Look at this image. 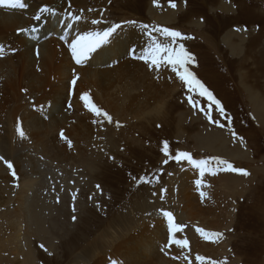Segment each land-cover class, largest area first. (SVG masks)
Segmentation results:
<instances>
[{
  "label": "rangeland",
  "instance_id": "obj_1",
  "mask_svg": "<svg viewBox=\"0 0 264 264\" xmlns=\"http://www.w3.org/2000/svg\"><path fill=\"white\" fill-rule=\"evenodd\" d=\"M219 1L172 0L175 8L170 6V0H89L84 4L76 1L77 8L101 15L99 17L105 25L118 23L121 27L131 26V30L146 24L148 31L166 27L181 32L187 38L178 40L177 45L182 43L195 57V63L188 66L189 70L214 92L225 111L221 113L214 104L210 105L208 98L201 97L198 90L189 93L187 85L176 74L170 87L161 86L168 76V66H161L158 72L152 70L155 77L149 81L147 64L143 70L135 72L134 79L126 74L132 82L136 78L135 84L125 79L127 84H117L123 89L127 86L128 91L115 84L117 92L122 90V94L131 90L129 96L136 97L134 92L142 89L137 94L141 100L150 83L159 85L155 92L158 95L156 107L140 108V115L131 117L121 101L118 108L121 106L124 111L116 112L117 108L112 104L109 108L111 113L114 112L112 121L105 122L104 129L100 128L103 119L96 117L98 121L94 122L98 133H106L96 149L82 140H70L71 148L65 143L70 167L63 169L60 166L54 172L53 168L44 166L46 182L49 183L45 190L52 194V198L64 199H55L57 209L53 213L57 221L54 229L47 223L53 247L48 251L44 246L42 255L45 258L41 259L45 262L40 259V264H83L84 261L71 254L72 249L66 248L72 237L81 235L94 243L93 257L86 258V262L106 256L121 243V251L131 249V246L127 247L131 243L129 238L136 235L141 236L142 249L139 251L153 253L150 257L148 251L137 252L145 264H264V123L259 120L251 100L242 96L236 76V73H246L245 82L254 85V95L258 99H264V0H230V3H235L229 12L232 16L217 11L214 5ZM129 21L136 23L130 25ZM240 27L247 33L241 36L233 32L236 35L231 39L238 43V39L243 38L245 47L243 52L232 54L222 38L228 36L231 29L236 32ZM152 37L161 43L171 42L158 32H152ZM125 39L130 41V34ZM253 46L256 49L249 53ZM129 53L124 51V56L128 57ZM238 67L241 72L237 71ZM76 72L77 82L83 83L84 78ZM256 72L259 78L262 77L263 84L260 79L252 83L250 75ZM130 85L138 88L133 91ZM189 96L195 101V106L189 103ZM206 113L211 115V120ZM114 115L127 121L121 122ZM202 137H222L227 152L235 151V154L217 152L218 144H214L215 150L201 145ZM165 142L169 146L168 157L163 152ZM177 152H187L196 160L223 159L236 169L246 170L249 175L220 171L215 176L206 173L201 178L199 170L187 161H175L173 157ZM245 158L248 162L243 163ZM197 179H202L201 188L196 186ZM13 188L16 192V184ZM201 191L205 192L203 198ZM195 204L204 209L201 214L193 209ZM163 211H170L173 222L182 226V230L175 233V238L187 240V248L169 244L170 234ZM3 213L0 210V260L1 264L7 260L15 264L20 259L13 255L12 243L6 237L11 219L5 221ZM197 229L220 236L214 242L206 240ZM86 230L88 235H84ZM150 230H154L157 236L151 232L152 238L149 239ZM31 239L33 244L42 245L40 239ZM167 242L168 246L165 245ZM197 256L204 258L203 261H198Z\"/></svg>",
  "mask_w": 264,
  "mask_h": 264
},
{
  "label": "bare ground",
  "instance_id": "obj_2",
  "mask_svg": "<svg viewBox=\"0 0 264 264\" xmlns=\"http://www.w3.org/2000/svg\"><path fill=\"white\" fill-rule=\"evenodd\" d=\"M76 1L25 0L27 7L24 9L0 8V47L4 49V57L0 59V123L4 121L0 125V157L12 162L16 172L14 178L11 170L7 168L5 160H0V210L4 211L3 219L5 221L11 219L8 223L9 235L6 237L12 243L10 247L13 255L16 259L17 257L20 259L15 264H40V259L45 258L42 255V252L45 251L44 246L47 247L48 251H51L53 247L49 237L51 233L49 234L47 230V223L54 229V222L57 221L53 213L57 209L54 204L57 201L55 199L59 197L52 198V194L45 190V187H49V183L46 182L44 166L53 168L54 172L60 166L63 169L70 167L67 163L69 159L65 147L66 140L61 139V132L67 140H74L75 142L82 140L84 144L91 145L95 149L98 147L99 140L101 141L106 134L105 132L98 133L97 129H94V121H98V119L85 107L84 102L80 99L81 95L87 93L92 102L111 117L114 114L113 111L111 113L109 110L112 104H115L116 112L124 111L123 109L126 108L130 111V116L134 117L140 113V108H152L158 99L155 92L159 85L150 83L146 89L148 92L141 97L144 100H140L137 94L142 89L138 93L134 92L133 95L136 94V97H131L132 95L129 96V94L132 91L126 93L128 91L126 85H124L126 88L123 89L117 84L120 82L127 84L125 79L130 81L132 80L131 77L134 79L135 72L141 70L145 64L143 60L134 58L131 51L134 49L136 57H139L152 45V39L147 34L148 30H143L141 27L129 30L131 26L125 25V27L117 29L107 44L91 54L86 64H75L69 43L79 35L88 32H101L111 26L101 22V17H99L101 15L98 16L91 11L86 12L77 8L75 6ZM87 1L89 0H79V3L84 4ZM44 7L52 9L53 12L42 14L40 20L34 19L36 15H40V9ZM72 17H79V19L73 20ZM168 18L169 16H167ZM92 20H98L100 23L93 25ZM42 22H45V27L40 28L42 32L32 33V29L40 27ZM20 29L26 31L20 32L21 35H15V32ZM24 32L31 38L27 39L23 34ZM128 34H130V41L125 39ZM37 35H39L38 40H36ZM237 45L234 49L236 51L238 50ZM124 51L130 52L128 57L124 56ZM146 66L147 80H153L154 72L152 73L149 65ZM76 71L84 78V82H76L73 85L71 81L75 74L77 76ZM166 72L172 81L170 78L169 81L167 76L161 86L168 88L173 79L175 80V73L171 71V68ZM123 79L124 81H122ZM135 81L136 78L133 82L131 81L133 85ZM115 84L122 87L126 92L124 91L125 93L122 94H120L123 92L122 90L117 92ZM131 86L129 88L133 91L135 87L138 88L136 85L135 87L132 86L133 88ZM154 87L155 91L153 90ZM255 93L251 90L249 99L259 120L264 123V99H258L254 95ZM119 101L125 108L121 106L118 108ZM154 107L156 106L154 105ZM146 114L149 115L150 113L146 112ZM115 116L121 122L127 121L124 117ZM105 122L107 120L103 119L100 128L104 129ZM18 126H21L25 132L23 139L17 133ZM88 130L90 135H88ZM93 131H96L95 136ZM44 137L47 139L44 140ZM195 137L197 138V136ZM109 138L111 139V137ZM209 139L211 140V138ZM210 140H206L207 146H209ZM199 143L203 145L201 141ZM214 144L219 145L216 151L223 155L235 154V151L227 152L223 148L225 147L224 140H217ZM214 144L209 146L212 150H215ZM15 184L16 192L13 188ZM193 209H197L200 214L204 211V209H200L199 204L193 205ZM153 231H149V239L152 238L151 232ZM88 233L89 231L86 230L84 235H88ZM31 237L40 239L42 245L33 244ZM53 238L55 237L53 236ZM139 240L141 241V236L134 235L129 238L131 243L127 242V245L129 244L127 247L131 246V249L121 251L122 243H119L120 245L113 247L112 251H108L110 254L99 257L93 262H86V258L93 257L94 243L91 240L87 241L82 235L78 238L72 237L66 248L72 249L71 254L76 259L84 261L83 264H111L113 259L118 260L119 264H145L142 262L143 257L138 256L137 252L142 253L148 250L146 248V251H139L142 249ZM85 241L87 242L84 243ZM161 242L164 243V241ZM167 244L168 242L165 245L168 246L169 244ZM77 249L79 251L75 254ZM130 251H133V254ZM148 252L151 257L152 251ZM6 262L10 264L8 260Z\"/></svg>",
  "mask_w": 264,
  "mask_h": 264
},
{
  "label": "snow or ice",
  "instance_id": "obj_3",
  "mask_svg": "<svg viewBox=\"0 0 264 264\" xmlns=\"http://www.w3.org/2000/svg\"><path fill=\"white\" fill-rule=\"evenodd\" d=\"M159 6V5H156ZM170 6L172 8L176 7V4L170 0ZM26 2L25 0H0V8H7L11 10L15 9H24L26 8ZM53 12L52 9L48 7H44L40 9V15H36L34 19L40 20L41 15L44 13H51ZM73 20H78L79 17H72ZM91 23L93 25L99 24L100 21L98 20H92ZM129 24H135V21H129L127 22ZM68 27H71V25H68ZM141 29L148 30L149 26L146 24L140 25ZM121 28L120 24H113L110 27H108L106 30H103L101 32H88L84 35H79L76 38H74L70 43L69 47L71 50V56L75 62L76 65H84L87 63V61L90 59L91 54L95 53L99 48H101L103 45L107 44L109 42V39L113 36V34L117 31V29ZM26 31L25 29H20L18 32ZM33 32L37 31V29L33 28ZM152 32H158L162 34V36L165 39L170 40V43H161L159 40H156L152 37ZM150 39H152V45L149 49L145 50V52L140 55L139 57H136L135 50L132 51V55L134 58L141 59L144 61L145 64L149 65V67L154 71H159L161 66H168L171 68V71L175 73L179 80L182 81L185 85H187V89L189 93H194L198 90V94L201 97H207L210 105L214 104L215 108L219 110L221 113H224V108L219 100L215 98L213 93L209 91L205 85L196 78V76L193 74L192 71L189 70V65L195 63V57L191 53H189L184 45L178 44V40L185 39L187 37H184L183 34L177 30H171L166 27H158L151 29L147 32ZM178 48V50H177ZM4 49L3 47H0V56L3 55ZM38 54V52H37ZM79 79L78 76L74 75V78L72 79L71 83L73 85L76 84L77 80ZM25 91H27L25 89ZM80 99L84 102L85 107L92 112L96 117H100L103 119H106L107 121L111 122L112 117L105 111H102L101 108L97 107L92 100L90 99L89 95L87 93L81 95ZM189 103L195 106V101L192 99L191 96H189ZM208 115L209 120H211V115L206 113ZM95 122V121H94ZM213 123H218L217 121H212ZM223 127V125H219ZM17 133L21 139L25 138V132L23 131L21 126L17 127ZM61 139L66 140L68 143L69 148L72 147L71 141L67 140V138L64 136L63 132H61ZM235 136V133H233ZM163 152L166 157L170 155L169 153V146L168 143L165 142L163 146ZM177 163L183 161H187L188 164H190L192 167L199 170V176L203 178L206 173L215 176L218 172L224 171V172H238L241 175L247 176L249 173L246 170L242 169H236L233 167L231 163H229L226 160L223 159H214V160H207V159H201L196 160L193 159V157L187 153V152H177L176 155L173 157ZM0 160H3V157H0ZM167 162V161H165ZM5 164L7 165V168L11 170V173L13 177H16V172L14 170V165L10 161H5ZM143 179V178H142ZM196 186L197 188L202 187V179L196 180ZM97 189H100V186H96ZM163 192H166V189H162ZM200 196L203 198L205 197V192L201 191ZM163 216L167 219L168 222V230L170 234L169 244H176L178 246H182L184 248L188 247V241L187 240H180L175 238V233L180 232L182 230V226L176 225L173 220V214L170 211H163ZM73 220H75V216L73 217ZM198 232L203 235V237L206 240L215 241L219 238L220 234L218 233H208L207 231L203 229H197ZM43 247V246H42ZM204 258L197 256L198 261H203ZM111 264H119L118 260H111Z\"/></svg>",
  "mask_w": 264,
  "mask_h": 264
},
{
  "label": "crops",
  "instance_id": "obj_4",
  "mask_svg": "<svg viewBox=\"0 0 264 264\" xmlns=\"http://www.w3.org/2000/svg\"><path fill=\"white\" fill-rule=\"evenodd\" d=\"M234 5H235V3L234 4H232V3H230V0H221V2L219 1V2H217L214 6L217 8V11H220V12H222V13H226L227 15H229V16H232V15H230L229 14V12H231L232 10H233V8H234ZM223 6H225V8H223ZM233 32L234 33H236L237 35H241V36H244V35H242V34H246L247 33V31L243 28V27H240V28H238L237 30H236V32L235 31H232V29H231V31H230V33L228 34V36L227 37H223L222 38V42L223 43H225V45L226 44H228V45H226V47L228 48L229 46V50L231 51V53L233 54L234 52H237V51H242L243 52V47H245L244 46V44H245V40H243V38H239L238 39V43H233L232 42V39H231V37L232 36H234V35H236V34H233ZM231 36V37H230ZM226 38H227V40H226ZM207 38L204 36V40H206ZM199 40H201V39H199ZM232 42V43H231ZM238 44V45H237ZM238 46L237 48H238V50L236 51V50H234V49H236V47L235 46ZM241 48H242V50H241ZM256 49V46H253L252 48H251V50L249 51V53H252L254 50ZM243 66H244V64H243ZM243 66L241 67V69L243 68ZM239 67H238V69H237V71L239 72L240 70H241ZM241 72V71H240ZM237 75V77H238V85H239V87H238V89L240 90V91H242V93H243V95L242 96H245V97H248L249 98V96H250V94H251V90H254V91H256V89H254V85L253 84H248L247 82H244L245 80H246V73H236ZM250 77L253 79V82L252 83H256L257 81H259V79H260V83H262L263 84V81H262V77L261 78H259V75H258V73L256 72V73H253V75H250ZM235 81V80H234ZM249 87V88H248ZM209 90H211L209 87H207ZM212 91V90H211ZM239 92V91H238ZM258 92V91H257ZM212 93L214 94V92L212 91ZM214 96H216L215 94H214ZM217 99H219L218 97H217ZM223 117H224V115H223ZM200 138H201V136H200ZM215 138H216V140H215ZM223 141L224 139L222 138V137H213V138H211V140L209 139V137H207V138H204V137H202V139H200V141L202 142V144H203V146H207L208 144H207V142H206V140H210L209 142V146L210 145H212V144H214L215 143V141H217V140H220V139ZM213 140H214V143H213ZM198 143V142H197ZM224 143H226L225 141H224ZM224 146H225V144H224ZM207 148V147H206ZM223 148H225L226 149V147H223ZM194 159V158H193ZM242 161H243V163H246V162H248L247 161V158H245V159H242ZM238 175V174H237ZM234 198H235V195H234ZM232 211V210H231ZM197 235H198V233H197Z\"/></svg>",
  "mask_w": 264,
  "mask_h": 264
},
{
  "label": "clouds",
  "instance_id": "obj_5",
  "mask_svg": "<svg viewBox=\"0 0 264 264\" xmlns=\"http://www.w3.org/2000/svg\"><path fill=\"white\" fill-rule=\"evenodd\" d=\"M18 31L15 32V35H21V34H17Z\"/></svg>",
  "mask_w": 264,
  "mask_h": 264
}]
</instances>
